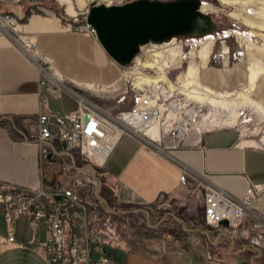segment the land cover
<instances>
[{
  "label": "crops",
  "instance_id": "1",
  "mask_svg": "<svg viewBox=\"0 0 264 264\" xmlns=\"http://www.w3.org/2000/svg\"><path fill=\"white\" fill-rule=\"evenodd\" d=\"M52 1L75 14L92 0H0V11L17 18L19 35L46 57L50 69L38 70L30 54L0 33V181L36 186L64 177L68 171L61 167H68L73 153L56 142L60 155L43 159L25 133L39 112L68 113L79 96L104 97L106 89L98 87L106 88L123 71L98 39L77 32L66 13L62 20ZM222 53L225 61L228 54ZM248 61L234 68L203 65L205 81L198 73L199 82L215 92L234 93L249 83ZM254 93L264 102V80ZM198 135L189 137L192 144L164 150L133 134L116 139L96 171L105 193L101 199L89 197L102 209L92 216L94 233L111 264H264L260 223L241 225L236 234L210 229L202 218L201 186L211 181L238 199L249 184L264 186V148L245 142L238 126L208 127ZM183 171L186 177L180 180ZM256 203L264 214V193ZM12 226V242L4 239L6 224L0 228V264H47L39 248L44 222L27 215Z\"/></svg>",
  "mask_w": 264,
  "mask_h": 264
},
{
  "label": "built area",
  "instance_id": "2",
  "mask_svg": "<svg viewBox=\"0 0 264 264\" xmlns=\"http://www.w3.org/2000/svg\"><path fill=\"white\" fill-rule=\"evenodd\" d=\"M98 1L106 5L126 2V0ZM60 7L68 16L66 22L74 24L77 32L97 39L95 29L85 21L86 9L69 14L64 5ZM17 23L18 20L12 13L0 11V33L6 35L12 44L27 55H29L27 48L36 53L31 41L26 36L24 38L19 36L16 30ZM173 37L181 46L192 38L189 35L185 40ZM160 42L149 41L140 45L131 61L122 65L123 71L114 82L123 76L128 67L139 66V59L152 51L154 43ZM29 56L38 70L42 72L50 70L49 63L43 55L36 56V59ZM143 71L151 74L155 69L144 67ZM132 79L131 74L124 77V88L115 92L112 97L109 96L115 99V106L121 104L127 98V94L131 93L130 106L119 108L115 112H112L111 105L103 106L90 98L79 96L77 107L68 113L47 111L38 113L34 126L28 128L25 137L38 147V153L43 159L60 155L61 151L57 148L56 142L62 143V147L65 148L62 150L71 151L73 158L68 167L64 165L61 167L62 171H68L63 174V178L68 180L66 182L62 178L41 180L36 186L0 181V210L6 224L4 236L6 241L15 240L12 221L19 216L28 215L32 221L44 222L45 239L39 248L47 264L114 263L94 233L95 223L92 216H100L102 213L99 205L89 201L90 196L102 198V182L95 175V167L101 166L122 133L141 136L157 150L175 149L194 143L187 140V134L192 127L198 128L200 113L204 112V106H199L193 100L188 101L187 105L180 106L175 98L180 99L183 95L178 91L168 96L169 93L161 86L153 87L145 83L143 87H139ZM114 82L105 86L110 88ZM153 99L155 102H151ZM169 109L177 111L176 118L167 119ZM155 124L158 127L156 135L144 131L143 128ZM257 145L264 148V141ZM185 177L183 171L179 178L184 180ZM201 186L202 217L205 225L210 229L230 234L238 232L247 213L253 211L254 203L264 192V186L249 184L238 199L211 181H204ZM223 220H227L226 225L221 223ZM260 244L264 246V236Z\"/></svg>",
  "mask_w": 264,
  "mask_h": 264
},
{
  "label": "rangeland",
  "instance_id": "3",
  "mask_svg": "<svg viewBox=\"0 0 264 264\" xmlns=\"http://www.w3.org/2000/svg\"><path fill=\"white\" fill-rule=\"evenodd\" d=\"M201 1L203 2L202 5L206 6L205 12L209 13L211 15V17L214 18L213 20L216 22V27L211 32L214 35V41L212 44H210L211 48H210V53H209L208 57L203 59V60L197 58V53L203 47L202 45L200 46V43H201L203 38L201 40L194 39L193 37L189 38V40H191V43L188 45L184 44V45H182V47L179 44V46H178L179 48L175 47L174 44H176L175 42H177V40L174 38V39H172V42L173 41L174 42L169 43V44H172V46L167 47V49L169 50L167 52V54L164 57L159 58L158 63L161 65L162 70H160V72L158 74L165 73L164 66L167 64L166 62H170V64H171L170 67L169 66L166 67L168 78H170L172 81H175L177 83L176 84L177 86H183V82L186 79L185 74L187 73L190 65L193 64V66L197 68L200 79L204 82L205 80L203 78L205 76L206 67L202 66L203 64L205 66L209 65V67H211V68L212 67L222 68L225 66V64L229 65L230 68H234L237 64L245 65V60L246 61L249 60L248 52L251 50L255 53V60H257V62H259V64L261 66L263 65V67H264V53L261 52L258 48H256V46L250 45L249 41L247 40V37L249 36V32L252 29L248 25L246 26V24H245L247 19H252L255 22H259L260 18L250 14L248 9L246 10V8L244 6H241V5L230 6L228 4H223L221 2V0H201ZM263 2H264V0H254L253 3L251 4V8L255 11H259V10H261L262 6L264 5ZM52 3L55 6L54 8H58L61 11H63V9L60 6H58V4H56V2L52 1ZM245 18H246V20H245ZM257 32H258L257 36H254V37L251 36V38L252 39L254 38L255 43L257 45L263 46L264 45V31L263 32L257 31ZM176 37H178V36H176ZM185 37L186 36L179 35L178 38L185 40L186 39ZM199 38H201V37H199ZM205 38L206 37H204V39ZM228 51H229V54L224 61V55L222 52L228 53ZM28 53L31 56L36 57V54H34L32 51H30V49H29ZM176 57H178L181 62L176 61V60L174 61V59ZM151 59H152V57L150 58V60ZM167 59H168V61H167ZM147 60H149V59H147ZM197 62H199V63H197ZM248 63L250 66V60L248 61ZM263 76H264V74H263ZM237 79H239V78H237ZM236 82H238V86H239L243 82V80H239ZM246 82L243 85H241L237 90L238 91L245 90L248 87V83L246 84ZM235 85H236V83H235ZM122 86L123 85H121V87ZM107 91H109V90H106L104 97L99 98V99L95 98V102L100 104V105H103V106L111 105L110 107H112V112H115L119 108H125V107L130 106V103H131V93L130 92H129V94H127V96H126L127 98L121 104L114 106L115 99L109 97V96H112L111 93H113V92L109 91L110 92L109 93ZM236 91H234V92H236ZM225 94H231V93H225ZM251 96H253V98H255L262 105H264V102H262L256 96V93H254V91L251 94ZM208 110H209V107H205L204 113L208 112ZM204 113H202V116ZM239 121L240 122L238 125H236V127L238 126V128H240L241 130L246 128L245 129L246 133H248L246 135L247 139L249 141L253 140L254 142L260 143V141L264 137V119L260 118L256 114H254L252 112V110L244 109L243 115L241 116ZM202 123H203L202 129H207L208 127L209 128L210 127H219V126H215L213 124V122L212 123L207 122L206 119L204 120V118H203ZM258 130L261 131L259 135L257 134ZM249 143L251 144L253 142L251 141ZM97 169H100V166L95 167V175H97L99 180L102 182V192L105 193L106 189L104 190L105 186L103 183V178H101V175L98 174V172H96ZM62 180H64L66 182V180H68V178L65 179L62 177ZM263 193L260 196H262ZM256 207H258L257 203H255L253 205V211L247 213V216L241 225H244L247 227L248 226L253 227V226H256L257 224L260 223V225H257V226H259L260 228H264V226H262V224H264V214L260 210H258ZM198 214H201V213L198 211ZM37 224H39V226L40 225L42 226V223H37ZM4 227H5V224H4L3 218L0 215V228H4ZM260 234L264 236V232H261Z\"/></svg>",
  "mask_w": 264,
  "mask_h": 264
},
{
  "label": "bare ground",
  "instance_id": "4",
  "mask_svg": "<svg viewBox=\"0 0 264 264\" xmlns=\"http://www.w3.org/2000/svg\"><path fill=\"white\" fill-rule=\"evenodd\" d=\"M253 1L254 0H221V2L223 4H228L230 6H232V5L244 6L246 8V10L248 9L250 14L260 18L259 22H255L252 19H247L245 24H246V26L248 25L252 29L249 32V36L247 37V40L249 41L250 45L256 46V48H258L261 52L264 53V45L263 46L257 45L255 43L254 38L253 39L251 38V36H253V37L257 36V33H258L257 31H262V32L264 31V5L262 6L261 10L255 11L251 8V4L253 3ZM201 3L203 4V2H201ZM202 4L200 5V9L202 11H206V6H203ZM263 4H264V2H263ZM245 20H246V18H245ZM16 30L17 31L19 30V23H17ZM192 37L194 39H197V40H201L203 38L201 43H200V46L202 45L203 47H202V49L200 48L201 50L197 53V58H199L201 60L207 58L209 53H210V48H211L210 44H212L214 41L213 33L205 34L204 35V37H206L205 39H204V37H201V38H199L197 36H192ZM21 38H24V37H21ZM174 38L175 37L169 39L168 41L165 40L163 42H160L158 44L154 43L151 47L152 51L147 52L142 58L139 59V66H134V67H130V68L128 67L126 69L125 73L123 74V76L120 78V80L124 79V77L131 74V75H133L132 82H134V84L139 86V87H143V85L145 83L149 84V85H153V87H160L161 86L164 89H166V91L169 93L168 96H171V95H173V93L175 91H178L181 95H183L180 99L175 98V101L177 103H180V106L181 105H187L188 101L193 100L199 106H204V108H203L204 111H205V107H209L208 112H206V113L201 112L200 113L201 115H200V120H199L200 121L199 126H198V128L192 127V129H190V131L187 134V140H189V137L192 138V135L196 136V134L198 135V132L201 133V130L203 128V123H202L203 118H204V120L206 119L207 122H210V123L213 122V124L215 126H219V127L220 126L221 127L222 126L223 127L224 126H234L235 127L240 122L239 120H240L241 116L243 115V110L248 109V110H252V112L254 114L258 115L260 118L264 119V105H262L255 98H253V96H251L254 89L257 87V84L261 80H264V76H263L264 67H263V65L261 66L259 64V62H257V60H255V53L252 50L248 52L249 60H250V66H249V69H250V72H249L250 76L249 77L250 78H249L248 87L243 91L237 90L234 93L225 94V93L220 92V91L215 92V91L211 90L210 88H208V86L207 87L202 86L199 82L197 68L194 67L193 64L190 65L191 63L189 64L190 67H189L187 73L185 74L186 79L183 82V86H177L176 85L177 83L175 81H172L170 78H168L166 67H168V66L170 67V65H171L170 62H166L167 64L164 66L165 73L158 74L160 72V70H162L161 65L158 63L159 58L164 57L167 54V52L169 51L167 49V47L172 46V44H169V43H171L172 39H174ZM175 43H176V44H174L175 47L179 48L178 46H179L180 42H178V40H177V42H175ZM190 43H191V40H189V42H186V45H188ZM30 45L31 44H29V46ZM29 49L31 50V48H27L26 51H29ZM34 54H36V56L41 55L38 51H36V53H34ZM226 54H229V51ZM151 57H152V59L150 60ZM33 58L36 59V57H33ZM44 59L46 60L45 56H44ZM147 59H149V60H147ZM175 60L180 61L178 57H176L174 59V61ZM167 61H168V59H167ZM197 63H199V62H197ZM144 67H152L155 69V72L149 74V73L143 71ZM121 85H123V86L121 87L120 83L119 84L117 83V84H113L112 87H110V88H108L106 86H104L106 88H103V86H101V87H98V89H100L101 91L106 89V90H109V91L115 93V92L124 88L123 80L121 81ZM151 102H155V100L153 99V100H151ZM202 113H204L203 116H202ZM176 116H177V111H175V109H169L168 110L167 119L171 120V119L176 118ZM143 129L145 132H148V133L152 132L153 135H156L158 127H157V124H155L151 127H148V128L146 127ZM245 129H242V136H244V141L245 142H251L252 141L253 143L259 144L257 142H254L253 140L249 141L247 139L246 135L248 133H246ZM260 132L261 131L258 130L257 134L259 135ZM261 141H264V137L262 138ZM261 141H260V143H261ZM262 196H259L257 198L258 199L257 201H259V199H261Z\"/></svg>",
  "mask_w": 264,
  "mask_h": 264
},
{
  "label": "water",
  "instance_id": "5",
  "mask_svg": "<svg viewBox=\"0 0 264 264\" xmlns=\"http://www.w3.org/2000/svg\"><path fill=\"white\" fill-rule=\"evenodd\" d=\"M200 5V0H126L111 5L92 0L87 5L85 21L95 29L105 52L126 65L143 43L211 33L216 23ZM221 223L226 225L227 220Z\"/></svg>",
  "mask_w": 264,
  "mask_h": 264
},
{
  "label": "trees",
  "instance_id": "6",
  "mask_svg": "<svg viewBox=\"0 0 264 264\" xmlns=\"http://www.w3.org/2000/svg\"><path fill=\"white\" fill-rule=\"evenodd\" d=\"M55 10L56 14L59 15L61 17L62 20H65L66 16L65 14L63 13V11H61L60 9L58 8H54V7H51Z\"/></svg>",
  "mask_w": 264,
  "mask_h": 264
},
{
  "label": "flooded vegetation",
  "instance_id": "7",
  "mask_svg": "<svg viewBox=\"0 0 264 264\" xmlns=\"http://www.w3.org/2000/svg\"><path fill=\"white\" fill-rule=\"evenodd\" d=\"M216 23V22H215Z\"/></svg>",
  "mask_w": 264,
  "mask_h": 264
}]
</instances>
